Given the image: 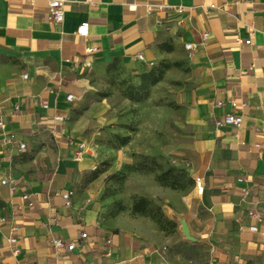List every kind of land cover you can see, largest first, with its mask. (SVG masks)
Here are the masks:
<instances>
[{"label": "crops", "instance_id": "obj_1", "mask_svg": "<svg viewBox=\"0 0 264 264\" xmlns=\"http://www.w3.org/2000/svg\"><path fill=\"white\" fill-rule=\"evenodd\" d=\"M64 1L57 23L48 0H0V264H172L160 254L165 239L154 220L103 214L107 175H93L108 130L130 136L115 151L116 168L139 154L171 155L203 178V194L195 183L173 193L156 180L136 194L172 203L196 238L208 228L214 264H264V239L251 230L264 229V216L254 220L242 202L249 187L264 208V0ZM148 3L165 7L148 12ZM82 22L87 36L77 33ZM188 42L198 46L188 50ZM161 61L172 66L148 99L123 94ZM230 99L248 103L243 123L218 128ZM81 142L88 148L77 157ZM5 178L13 189L1 185ZM69 189L71 206L62 196ZM58 237L76 248H57Z\"/></svg>", "mask_w": 264, "mask_h": 264}, {"label": "rangeland", "instance_id": "obj_2", "mask_svg": "<svg viewBox=\"0 0 264 264\" xmlns=\"http://www.w3.org/2000/svg\"><path fill=\"white\" fill-rule=\"evenodd\" d=\"M133 110L136 112L135 109ZM112 125L109 127L112 128ZM117 135V133L108 130L102 140L104 145H99V171L107 175L103 184L104 190L101 197L104 216L106 218H115L120 215L124 222L136 221V223L141 222V225L145 217H149L158 224L160 234L165 239L160 250L163 258L172 264H214L216 255L215 243L213 240L208 239L205 234L208 232V228L201 229L197 234L198 238L195 237L194 240L187 239L181 230V220L184 219L183 214L172 203L152 199L157 206H161L165 217L170 219V221L163 219L162 222H159L156 209L153 212L154 217L135 213L132 209L133 201L137 197V190H145V188L149 190L152 182L154 180L157 181L156 173L172 166H177L185 171L183 182L186 187L183 190L167 188L169 190L172 189L173 193L191 190L192 185L189 181L190 171L188 170V162L181 159L177 160L175 156L169 155L168 157H156L155 172L132 174V172L128 171L126 164L118 169L116 168V152L121 142ZM113 173H115V176L111 177ZM129 193L131 194V198H126V194ZM161 225L163 228H161Z\"/></svg>", "mask_w": 264, "mask_h": 264}, {"label": "built area", "instance_id": "obj_3", "mask_svg": "<svg viewBox=\"0 0 264 264\" xmlns=\"http://www.w3.org/2000/svg\"><path fill=\"white\" fill-rule=\"evenodd\" d=\"M90 1V0H87ZM155 6H158L159 9H164V5L160 4V5H155L152 3H148L147 4V9L148 12H152V10L154 9ZM48 8H49V15L51 17V19L54 22H62L64 20L65 17V1L64 0H48ZM177 11L179 13H181L183 11L182 8H177ZM88 31H89V23L88 22H82L80 24V26L78 27L77 33L81 36H87L88 35ZM210 37V32L206 31L202 34V43H205L207 41V39ZM239 41L241 43H247L250 44L251 40H242L239 39ZM198 46L197 43L194 42H188L186 44V48L188 50H192L194 48H196ZM97 48H90L89 51H93L96 50ZM262 49L264 50V41L262 43ZM138 58L140 60H145L144 55L142 53L138 54ZM153 64V62H152ZM28 74L25 73L24 77H27ZM68 100H73L74 95L73 94H68L67 96ZM230 104L232 107V111L226 113L223 117L218 118L215 122V125L218 128H223L226 127L228 125H232V126H236L239 127L241 126V124L243 123V113L242 111L248 106V103L246 101H238L236 99H230ZM218 105H222L223 101H218L217 102ZM19 109V106L16 105V110ZM0 127H5V123L3 118L0 116ZM6 142H10L12 141V138L7 136L5 139ZM26 144L24 142L20 143V148H25ZM88 148L87 144L85 142H81L78 144L77 149H76V156L80 157L84 154V151ZM8 182H10L13 186L12 189L14 188L15 182L14 180H9L7 178L2 179L1 180V185L7 184ZM195 185H196V189L197 192L199 194H203L204 190H205V185L203 183V178L201 176H197L195 177ZM75 194V190L74 189H69L66 190L65 192H63L62 196L64 198L65 204L67 206H71L72 205V199L73 196ZM24 199L28 198L27 194L23 195ZM242 202H247L251 205V207L248 210V216H250L251 218H253L254 220L261 222L263 221V216H264V208L262 209H257L256 205L259 203V200L257 198L256 195H252V192L250 190L249 187H244L242 189ZM251 230L259 232L263 239H264V229H260L257 225H253L251 226ZM15 231V229H14ZM88 236V234L86 232H82L81 233V238H86ZM17 241V236H15L14 234H12L11 236H9L7 238V243L9 245L15 243ZM53 243L57 248H64L68 251H73L77 244L75 241H70V242H66L63 238L58 237V238H54L53 239ZM107 243L110 245L112 243L111 239L107 240ZM19 249H15L14 253H18ZM112 253V249L109 248L107 250V255H111Z\"/></svg>", "mask_w": 264, "mask_h": 264}, {"label": "trees", "instance_id": "obj_4", "mask_svg": "<svg viewBox=\"0 0 264 264\" xmlns=\"http://www.w3.org/2000/svg\"><path fill=\"white\" fill-rule=\"evenodd\" d=\"M171 66L172 63L161 61L157 66L146 72H142L140 74V83L124 85L122 87L123 94L134 102H141L148 99L151 87L163 78L165 71ZM130 129L134 130L135 128L130 126ZM117 137L120 139L121 144L127 143L130 139V136H121L119 134ZM156 163V157L139 154L133 163L126 165L130 172H155L156 167L154 165ZM98 173H100L99 169L94 172L93 176L96 177ZM184 173L185 171L183 169L177 166H172L156 173V179L162 186L183 190L186 187L183 182ZM114 176L115 173L111 175V177ZM189 181L191 185L195 183V179L191 175H189ZM132 209L135 213L149 215L151 217H154L153 212L156 209L159 216V222H162L163 219L170 221V219L165 217L161 206H157L152 199H149L146 196L136 197L133 201ZM161 228H163L162 225Z\"/></svg>", "mask_w": 264, "mask_h": 264}, {"label": "water", "instance_id": "obj_5", "mask_svg": "<svg viewBox=\"0 0 264 264\" xmlns=\"http://www.w3.org/2000/svg\"><path fill=\"white\" fill-rule=\"evenodd\" d=\"M181 230L183 232V234L186 236L187 239H191V240H194L195 237L191 234V230H190V227L187 223L186 220H181Z\"/></svg>", "mask_w": 264, "mask_h": 264}]
</instances>
